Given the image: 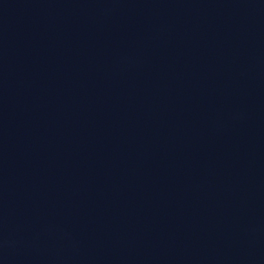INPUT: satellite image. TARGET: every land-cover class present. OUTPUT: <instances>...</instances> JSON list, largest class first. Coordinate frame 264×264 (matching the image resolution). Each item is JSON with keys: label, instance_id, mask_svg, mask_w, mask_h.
<instances>
[{"label": "water", "instance_id": "95a60500", "mask_svg": "<svg viewBox=\"0 0 264 264\" xmlns=\"http://www.w3.org/2000/svg\"><path fill=\"white\" fill-rule=\"evenodd\" d=\"M0 264H264V0H0Z\"/></svg>", "mask_w": 264, "mask_h": 264}]
</instances>
